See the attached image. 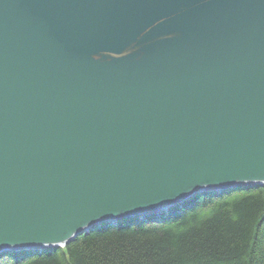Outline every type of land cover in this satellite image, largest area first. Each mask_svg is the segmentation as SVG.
Wrapping results in <instances>:
<instances>
[{"label": "water", "instance_id": "95a60500", "mask_svg": "<svg viewBox=\"0 0 264 264\" xmlns=\"http://www.w3.org/2000/svg\"><path fill=\"white\" fill-rule=\"evenodd\" d=\"M264 185V0H0V253Z\"/></svg>", "mask_w": 264, "mask_h": 264}, {"label": "trees", "instance_id": "16d2710c", "mask_svg": "<svg viewBox=\"0 0 264 264\" xmlns=\"http://www.w3.org/2000/svg\"><path fill=\"white\" fill-rule=\"evenodd\" d=\"M0 264H264V187L202 194L162 218H130L65 248L5 252Z\"/></svg>", "mask_w": 264, "mask_h": 264}]
</instances>
